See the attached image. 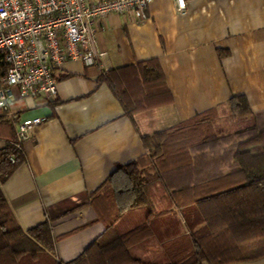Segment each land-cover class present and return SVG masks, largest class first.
Segmentation results:
<instances>
[{
	"label": "crops",
	"instance_id": "crops-1",
	"mask_svg": "<svg viewBox=\"0 0 264 264\" xmlns=\"http://www.w3.org/2000/svg\"><path fill=\"white\" fill-rule=\"evenodd\" d=\"M147 14L144 22L130 13L98 18L100 65L67 61L54 101L16 96L10 113L0 116V149L16 135L18 121L42 120L22 141L21 160L2 189L24 231L50 225L59 262L136 228L133 258L176 262L192 243L186 216L195 207L178 205L172 190L155 184L149 203L117 217L106 181L117 166L148 155L143 137L212 109L224 113L234 96L246 97L252 112L264 111V0H186L183 11L175 0H154ZM150 61L160 65L170 99L129 115L101 76L119 69L130 76ZM234 264H264V258Z\"/></svg>",
	"mask_w": 264,
	"mask_h": 264
},
{
	"label": "trees",
	"instance_id": "trees-1",
	"mask_svg": "<svg viewBox=\"0 0 264 264\" xmlns=\"http://www.w3.org/2000/svg\"><path fill=\"white\" fill-rule=\"evenodd\" d=\"M134 70L130 76H123V69L113 70L100 79L108 82L127 114L170 99L156 61ZM226 112L245 126L218 132V108L196 115L143 137L148 155L117 166L105 183L118 205L117 217L127 208L149 203L155 184L172 190L178 205L195 207V214L186 216L193 240L184 252L189 251L173 264H234L264 258V111L252 112L240 95L229 99ZM9 142L0 149V264H150L130 255L138 228L96 240L74 260L57 261L50 225L24 231L3 192V183L22 157Z\"/></svg>",
	"mask_w": 264,
	"mask_h": 264
},
{
	"label": "built area",
	"instance_id": "built-area-1",
	"mask_svg": "<svg viewBox=\"0 0 264 264\" xmlns=\"http://www.w3.org/2000/svg\"><path fill=\"white\" fill-rule=\"evenodd\" d=\"M154 0H0V116L11 111V100L31 98L45 103L58 93L59 72L69 60L100 65L104 52L96 49L94 24L110 13H130L148 19ZM179 11L186 0H175ZM41 118L17 122V149ZM15 162V157H10Z\"/></svg>",
	"mask_w": 264,
	"mask_h": 264
},
{
	"label": "rangeland",
	"instance_id": "rangeland-1",
	"mask_svg": "<svg viewBox=\"0 0 264 264\" xmlns=\"http://www.w3.org/2000/svg\"><path fill=\"white\" fill-rule=\"evenodd\" d=\"M216 130L218 132H232L236 129L245 126V123L239 120H234L229 114L221 113L220 118L217 120Z\"/></svg>",
	"mask_w": 264,
	"mask_h": 264
}]
</instances>
